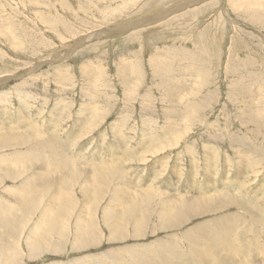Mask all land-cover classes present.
I'll list each match as a JSON object with an SVG mask.
<instances>
[{
    "label": "rangeland",
    "instance_id": "rangeland-1",
    "mask_svg": "<svg viewBox=\"0 0 264 264\" xmlns=\"http://www.w3.org/2000/svg\"><path fill=\"white\" fill-rule=\"evenodd\" d=\"M94 105L96 109H90ZM17 113H27L28 120L37 119L40 123L22 130L26 135L32 132L39 135L25 141L23 146L0 141V164H3L0 165V211L5 216L4 224L9 219L8 226L0 223V246L3 242L8 244L5 247L12 251L13 264H72L77 262L75 258L96 264L87 255L100 257L110 249L124 262L132 258L131 262L137 264L134 251L131 257L125 249L130 245H135L133 249L138 247V254L142 252L141 246L148 251L156 249L150 255L164 259L157 263L145 255L147 264L188 261L206 264L203 257H197L198 252L224 248L219 242L213 244L211 239L206 243L207 234L197 231L209 222L214 230L212 239L229 238L246 246L239 255L237 252L227 255L222 250L223 257L232 258L220 264L240 261L257 264L262 258L264 218L241 209V199L239 206L232 203L221 210L214 209L218 210L214 213L198 214L176 229L162 228L160 218L167 210L164 206L172 203L166 196L170 194L174 198L171 193H180L184 183L192 184L191 178L197 182L194 197L215 194L219 188L215 185L232 179L243 181L251 189L248 192L253 199L252 192L259 193L256 189L260 182L264 187V0H0V129L14 124ZM80 113L82 116L77 119ZM91 119L95 120L90 123ZM51 122L59 124L53 130L65 145H56L54 140L45 138L51 134L48 128ZM76 130H81V135L78 133L74 140ZM44 141H52V145L43 144L40 151L48 164L54 154H60L76 161L77 170L71 172V178L62 179L65 185H48L49 188L46 185L48 192L43 191L44 185L38 186V192L27 195L23 201L28 202L21 207L20 198L13 195H22L23 199L25 191L19 184L28 179L25 172L37 170V164L24 167L28 163L27 155L19 153H31L34 150L31 146H41ZM54 146V151H48ZM121 147L133 151L122 153ZM5 160L22 164L18 167L17 163L16 176H7L5 170L15 172V167L5 166ZM86 163H108L117 172L115 175L113 172L110 182L96 177V183L105 187V192L97 195L104 198L97 207L84 206L86 212L76 220L75 210L87 195L85 187L92 185L86 177L109 168L108 165L101 169L87 167ZM249 165H252L250 170ZM54 173L48 176L50 183L68 175ZM206 180L210 183L204 185ZM133 181L141 188H157L158 198H166V204L157 198L145 203L142 205L145 211L139 214L141 218L137 213L134 219L129 213L132 203L125 208L117 201L112 203L116 208L121 207L122 221L116 226L122 228L124 235L120 234V240H111L119 231L116 228L112 234V229L107 227L109 219L101 214H106L104 209L110 201L109 184L113 186L116 182V186L123 188ZM59 186L61 193L71 196L72 214L47 209L50 200L43 197ZM128 189L132 188L128 186ZM31 198H40L39 205H30ZM260 201L264 205V200ZM88 209L94 220L89 226L97 229V240L95 244L82 246L90 233L81 230L78 221L88 215ZM42 214H47L48 219L44 220ZM54 218L62 222L61 227H51ZM33 225L36 236L43 234L49 238L47 247H38L42 249L36 254L30 252L25 237L32 236L29 230ZM137 230L141 235L135 237ZM156 240L164 248L157 246ZM53 243L58 247L56 252L52 251L57 248ZM4 257L0 252V264H7Z\"/></svg>",
    "mask_w": 264,
    "mask_h": 264
},
{
    "label": "bare ground",
    "instance_id": "bare-ground-1",
    "mask_svg": "<svg viewBox=\"0 0 264 264\" xmlns=\"http://www.w3.org/2000/svg\"><path fill=\"white\" fill-rule=\"evenodd\" d=\"M97 33V32H96ZM240 50V49H239ZM68 97V96H67ZM55 98V97H54ZM10 99V98H9ZM27 99V98H26ZM29 100V99H28ZM183 102V101H182ZM26 103H28L26 100H25V106L28 108L29 106L26 105ZM57 103V102H56ZM59 103V102H58ZM82 104V103H81ZM86 106V105H85ZM255 106V105H254ZM95 107V108H94ZM59 108V106H58ZM89 109V108H88ZM90 109H96V106L94 105L93 107H91ZM89 109V110H90ZM174 109V108H173ZM178 110V109H177ZM13 111V110H12ZM92 111V110H91ZM59 116V115H57ZM82 116V113H80L78 116H77V119L78 117H81ZM89 117H91L89 115ZM28 118H30V115L27 114V113H22V114H19L17 113L16 116H14V124L12 125H5L3 127H1L0 129V141L1 143H5L7 141H10V142H18L20 144V146H23L26 144V142H29V141H32V137L36 138L37 134H35L34 132L30 133V135H26L27 132H22L25 131L27 126L28 127H33L36 123H40L39 120L37 119H32V120H28ZM83 118V117H82ZM58 119V123H59V117L57 118ZM76 119V120H77ZM87 119V118H86ZM63 120V119H62ZM90 120V119H89ZM95 119H91V122L92 123ZM81 122H82V119H81ZM168 122V121H167ZM58 123H55L53 124V122H51V124L49 125V129H51V134H49L48 136H45V138L49 139V140H54L56 145L57 144H60V145H65V142L61 141V136L58 137L57 134H55V130H53V126L56 127V125ZM83 123V122H82ZM78 124V123H77ZM147 124V123H146ZM59 126V124L57 125ZM62 126V125H61ZM57 128V127H56ZM84 128V127H83ZM155 128V127H154ZM39 129V128H38ZM79 129V128H78ZM152 130V129H151ZM49 131V130H48ZM77 131V130H76ZM160 131V130H159ZM57 132V131H56ZM80 131H77V132H74V136L72 137V139H76L78 135V133H80ZM83 132V131H82ZM89 133V132H88ZM66 134V133H65ZM64 135V133H63ZM81 135V133H80ZM214 135V134H213ZM150 136V135H149ZM150 137H153V136H150ZM21 138H27V139H21ZM74 139V140H75ZM145 139V138H144ZM152 139V138H151ZM23 140V142L21 141ZM244 140V139H243ZM3 141V142H2ZM5 141V142H4ZM21 141V142H20ZM26 141V142H25ZM142 141V140H141ZM150 141V139H149ZM158 141V140H157ZM39 142V141H38ZM52 142V141H51ZM51 142H46L44 141L42 143V145H35V146H31L30 148L34 149L35 150V153H33V151L31 153H28V154H24L25 155H22L23 153L20 152L19 155L21 156H26L27 155V158L26 160H28V163L27 164H24V167H27L29 165L31 166H36L37 164V170H31L28 171V172H25V176L26 174L28 175V179L27 177L25 179L24 182H21L19 184V188L22 189V191H25L23 193V199H22V195H13V194H10L11 196L13 195L14 197H18L20 198L21 200V204H26L27 202L26 201H23V200H26V197L27 195L30 196V194L32 192H34L35 190L37 191V187L44 185V187L47 185L50 186V185H57L58 184H61V185H65V183L62 182V179L64 178H71L73 173L71 172H74V170H77L76 168V161H71V159H68L66 157H63L61 156L60 154H54L51 158V160H49V162H51V164H48V162L45 161V157H44V154L41 153L40 151H42V146L43 144H51ZM192 142V141H191ZM36 143V142H35ZM54 143V144H55ZM115 143V142H114ZM117 143V142H116ZM119 143V142H118ZM143 143V141H142ZM125 144V143H124ZM145 144V143H144ZM52 145V144H51ZM50 145V147H51ZM118 145V144H117ZM149 145V144H148ZM39 146V147H38ZM67 146V145H66ZM142 146V145H141ZM118 147V146H117ZM123 147V146H122ZM121 147V148H122ZM125 147V146H124ZM148 147V146H147ZM21 148V147H20ZM28 148V147H27ZM130 148V147H129ZM183 148V147H182ZM127 149V148H126ZM124 148H122L121 152L123 153L126 152L127 154H131V152L133 151H128ZM132 149V148H131ZM140 149V148H139ZM144 149V147H143ZM143 149L141 148V150L143 151ZM146 149V148H145ZM150 149V148H148ZM146 149V150H148ZM187 149V148H186ZM28 150V149H27ZM55 150V146L53 148H50L48 149V151H54ZM208 150V149H206ZM212 151V149H210ZM24 151V150H23ZM140 151V150H138ZM137 151V152H138ZM190 151V150H189ZM188 151V152H189ZM207 152V151H206ZM117 153V152H116ZM120 153V152H119ZM135 153V152H134ZM140 153V152H139ZM139 153H137L139 155ZM191 153V152H190ZM211 153V152H210ZM136 154V155H137ZM144 154V153H143ZM241 154V153H240ZM12 155V154H11ZM124 155V154H122ZM126 155V154H125ZM148 154H146L147 156ZM192 155V154H191ZM213 155V154H212ZM15 156H18L16 154H14V157ZM20 156V157H21ZM61 156V157H60ZM144 156V155H143ZM207 156V154H206ZM214 156V155H213ZM13 157V156H12ZM74 157V156H73ZM124 157V156H123ZM126 157V156H125ZM140 157V156H139ZM162 157V156H161ZM164 157V156H163ZM135 158V156H134ZM208 158V156H207ZM210 158V156H209ZM18 159V158H17ZM123 159V158H122ZM160 158H158L159 160ZM185 159V158H184ZM206 159V157H205ZM212 159V158H211ZM119 160V159H118ZM131 160L130 158L128 159V161ZM154 160V159H153ZM161 160V159H160ZM163 160V159H162ZM164 160H166L164 158ZM204 160V159H203ZM126 161V160H125ZM157 161V159H156ZM156 161H154L153 163H155ZM176 161V160H175ZM174 161V162H175ZM179 161V160H178ZM207 161V160H206ZM118 162V161H117ZM121 162V161H120ZM119 162V163H120ZM160 162V161H159ZM162 163H164L163 161H161ZM18 163V167L19 165H22V164H19V161H7L5 160L4 161V164L5 166L6 165H11L12 167H15V172H11L8 168L5 170V173H7L8 177L9 176H13L16 174L19 173V170L17 169L16 165ZM129 163V162H128ZM126 163V164H128ZM160 163V164H162ZM213 163V162H212ZM77 164H80V163H77ZM112 164V163H111ZM118 164V163H117ZM130 164V163H129ZM192 164V163H191ZM206 164V163H205ZM0 165H3V164H0ZM83 165V164H81ZM79 165V166H81ZM87 167H95V166H99L98 168L101 169L102 167H109L110 164H106V163H100V164H89V163H86ZM85 165V166H86ZM115 165V163H114ZM164 165V164H163ZM176 165V164H175ZM194 165V164H193ZM113 166V164H112ZM125 166V165H124ZM196 166V165H194ZM193 166V167H194ZM71 167V169H70ZM123 167V166H122ZM129 167V165H128ZM176 167V166H175ZM248 167L249 170L252 169V165H249ZM196 168V167H195ZM238 168V167H237ZM254 168V167H253ZM14 169V168H13ZM98 169V170H99ZM124 169V168H123ZM132 169V168H131ZM173 169V168H171ZM179 169V168H178ZM205 169V168H204ZM217 169V168H216ZM48 170V172H47ZM121 170V169H120ZM130 170V168H129ZM139 170V169H138ZM177 170V169H176ZM62 171V172H61ZM103 172H101L100 170L98 172H95L94 173V176H88V172L85 174V176L87 175L88 177H86V179H89L92 183L91 186H87L85 187V191H86V194L87 195H84V197L81 198V202L80 205L77 207V209L75 210V219L78 220V218L81 216V214H83L84 212V209H82L84 206H93V207H97L100 202H102L103 198H104V195H97L99 192H105V187H104V184H97L95 179L97 176H101L104 178L105 181H108L110 182L113 176V172H114V175L115 173L117 172L115 168H111L109 167L108 169H104L102 170ZM131 171V170H130ZM136 171V170H135ZM141 171V170H140ZM192 172L194 170H191ZM198 171V170H197ZM217 171V170H216ZM215 171V172H216ZM241 171V170H240ZM257 171V170H256ZM52 172H56L54 174H57V172H59V174H64V172L68 173V175L64 174V176H61L59 178V180L56 182V183H50L49 180H48V176L50 173ZM123 172V171H122ZM126 172V171H125ZM142 172V171H141ZM230 172V171H229ZM131 173V172H130ZM196 173V172H195ZM220 173V172H219ZM218 173V174H219ZM244 173L246 174V172L244 171ZM249 173V171H248ZM21 174V173H20ZM52 174V175H54ZM84 174V173H82ZM124 174V173H123ZM132 174V173H131ZM135 174V173H134ZM194 174V173H193ZM217 174V175H218ZM226 174V173H225ZM51 175V176H52ZM224 175V173L222 174ZM235 175V174H234ZM50 176V177H51ZM119 176V175H118ZM134 176V175H132ZM188 176V175H187ZM186 176V178H187ZM230 176V175H229ZM137 177V176H136ZM193 177V176H191ZM218 177V176H217ZM221 177V176H220ZM74 178V177H73ZM135 178V177H134ZM215 178H216V175H215ZM116 179V178H115ZM133 179V178H132ZM228 179V178H227ZM230 179V178H229ZM263 177L260 179L262 180ZM98 180V179H97ZM119 180V179H118ZM126 180V179H125ZM186 180V179H185ZM192 180V184L190 185H185V183L182 185V190L180 193L178 194H173L171 193L174 198L169 194L168 196H166L168 199H171L172 203H168L166 204V198L164 199H159L158 196L159 195V190L153 186H149L148 188H141L139 186H135L134 185V181L133 182H130V185H126L124 184L125 187L128 188H132L131 190L128 189V191L126 190L127 188L125 187H118L116 186V182H115V185H111L109 184V187H111V192H109L108 194V197L110 199V201L108 202L107 207L104 209L106 211V214H103V212L101 213L103 215V217L108 218L109 220L106 222H108V228H111L112 229V234L115 233V230L116 228L118 229L119 232H116V234L114 236H112V239L111 240H118L119 238L122 239L121 237L124 235V232H122V228H119L118 226H116L117 224H120L121 221H122V218H120V208L121 207H117L116 208V205H112V203H116V201L118 202V204H122V207H124L125 205L127 206L128 204H133L134 206L130 208L129 210V213L131 214L130 215V218H132V216H134V219H137V213H138V216L141 212H144L145 211V207L142 206L143 204L145 203H152L153 201H156V198L161 200L163 205H165L164 207L167 208V210L162 214L161 218H160V223H161V226L162 228H165L166 230L168 228H171V227H176V226H181L182 223H185L187 222L189 219L193 218L194 216L198 215V214H201V213H209V212H217L218 210H221L222 208L224 207H227L229 205H234L232 203H236L238 205L239 203V199L243 200L242 201V204H241V209H243L244 211L248 212V213H251L253 215H257L259 214L262 218H264V205H262V202L260 201L261 199L264 200V187H263V183L260 182L257 189L256 190H259V193H256L257 191H253L252 193L255 195L253 199V197H250V193L248 191H251V189H247L248 187L245 186V184H243V181H239L240 182H236V180L233 181L232 180H229V181H224V182H221L219 185H215L214 187H218L216 189V192L215 194H204V195H201V196H192V193L195 189V186L197 184V182H195L194 178H191ZM248 181V180H247ZM263 181V180H262ZM46 182V183H45ZM100 182V181H99ZM186 182V181H185ZM105 183V182H104ZM210 183L209 180H206V182H204V185ZM217 183V182H216ZM122 184V183H121ZM120 184V185H121ZM202 185V184H201ZM202 185V186H204ZM56 187V186H55ZM62 188V186H59L56 188V191L54 192L52 190V193H47L46 197H43V198H48L50 200V204L47 203V209L48 210H53L54 209H57L56 210V213L57 212H62V211H65V212H68L69 214H72L73 211H74V206H72L73 204L70 203L71 200L69 197L71 196H66L64 193H61L59 188ZM43 188V187H42ZM41 188V189H42ZM49 188V187H48ZM51 188V187H50ZM185 188V189H184ZM108 189V188H107ZM5 190V189H4ZM44 192H48L50 190H47L46 187L45 189L43 190ZM262 191V195L260 194ZM8 192V191H7ZM38 192V191H37ZM164 193V191H163ZM162 193V194H163ZM83 194V193H82ZM190 194V195H189ZM243 194L246 195V197L243 196ZM28 196V197H29ZM179 196H183L182 199L180 200L179 199ZM107 197V196H106ZM213 197V199H211ZM42 198V199H43ZM238 198V199H237ZM32 199V203L30 205H35L38 203V200L40 198H38L36 200V198H31ZM41 199V200H42ZM158 200V201H159ZM1 201V200H0ZM30 201V200H29ZM160 201V202H161ZM92 202V203H91ZM58 203V204H57ZM157 203V202H156ZM39 205V204H37ZM19 206V207H20ZM22 206H25V205H22ZM21 206V207H22ZM135 206H136V209H135ZM239 206V205H238ZM104 207V206H103ZM130 207V206H129ZM14 208L16 210H18V207L17 205H14ZM14 208H11L12 210H14ZM45 208V207H44ZM87 208V207H86ZM91 208V207H90ZM125 208V207H124ZM159 208H163L162 206L159 207ZM158 208V209H159ZM218 209V210H214V209ZM250 208V209H249ZM157 209V208H155ZM164 209V208H163ZM162 209V210H163ZM240 209V210H241ZM10 210V209H9ZM47 210V211H48ZM46 211V210H44ZM43 211V212H44ZM160 211V210H159ZM158 211V212H159ZM64 212V213H65ZM148 212V211H147ZM211 212V213H212ZM242 212V211H241ZM5 213V212H4ZM49 213V212H48ZM157 213V211H156ZM160 213V212H159ZM162 213V212H161ZM35 214V213H34ZM87 216H85V218L83 220H80L78 221L79 224H80V229L85 231L86 229L88 230V232L90 233L89 234V237L90 238H87L85 241H83L82 243V246H85L86 244H95V241L97 240V236L95 235L97 232V229L93 228L92 226H89L90 224L93 223L92 219H91V215L92 213L90 212V210L88 209L87 211ZM157 216L158 213L156 214ZM203 215V214H202ZM238 215V214H237ZM41 216H43L44 220H47L48 219V215L47 214H42ZM55 216V215H54ZM73 216V215H72ZM94 216V215H93ZM153 216V215H152ZM4 215H3V210L1 209L0 211V223H3V220H4ZM15 217V216H14ZM22 217V216H21ZM24 217V216H23ZM65 217V216H64ZM68 216H66L67 218ZM96 217V216H95ZM140 217V216H139ZM143 217V216H142ZM42 218V217H41ZM47 218V219H46ZM141 218V217H140ZM146 218V216H144V219ZM157 218V217H156ZM226 218V217H225ZM233 218V217H232ZM40 219V218H38ZM68 219V218H67ZM88 219H90V221L88 222ZM214 220V219H213ZM38 221V220H37ZM50 221V220H49ZM52 221V220H51ZM158 221V220H157ZM218 221V220H217ZM217 221L215 222V224L217 223ZM242 221V220H241ZM264 221V220H263ZM19 222V221H18ZM28 222V221H27ZM132 222V221H131ZM137 222L141 223L139 220H137ZM243 222V221H242ZM60 223H62L58 218H54V223L51 225V227H56V229L58 227H61ZM222 224V222H220ZM4 224V223H3ZM43 224V223H42ZM65 224V223H64ZM78 224V223H77ZM123 224V223H122ZM219 224V223H218ZM225 224V223H224ZM5 226H8L9 225V219L6 218V222L4 224ZM30 225V224H29ZM48 224H46L47 226ZM135 225V223H134ZM220 225V224H219ZM79 226V225H78ZM77 226V227H78ZM131 226V225H130ZM140 226V225H139ZM224 228H225V225H223ZM17 227V225L15 226V228ZM40 227V226H39ZM45 227V226H44ZM43 227V228H44ZM64 227V226H63ZM74 227V226H73ZM76 227V226H75ZM74 227V228H75ZM76 227V228H77ZM134 227V226H133ZM136 227V226H135ZM219 227V226H218ZM7 228V227H6ZM11 228V227H10ZM49 228V227H48ZM97 228V227H96ZM177 228V227H176ZM175 228V229H176ZM222 230L224 229L223 227H220ZM238 228V227H237ZM40 229V228H39ZM47 229V227H46ZM46 229H45V233H46ZM50 229V228H49ZM136 229V228H135ZM249 229V228H248ZM7 230V229H6ZM5 230V231H6ZM36 230V226L33 225V228H31V230H29V232H31V235L32 236H28V235H25V237L27 238L26 242H28L29 244V248H30V252L36 254V253H39L40 252V249H38V247L40 246H44V247H47L46 245L49 244L48 240L49 238H46V235H39V236H36V233L35 232ZM225 230V229H224ZM53 231V230H52ZM62 231V230H61ZM174 231V230H173ZM197 231H202L204 234H207V238H205L204 240H208V239H211L210 241L213 243V244H216V242H219V244H222L224 246V248H222L221 250L217 249L216 251H210L208 252L207 249H203L202 252H198L197 253V257L201 258L203 257L202 261H204L206 264H220V262L222 261H225L229 258H232V257H228L227 255L230 254H234L237 252V254H241V253H244L245 252V244H242L241 242L239 243H235V241H232L233 239H229V238H226V239H222L223 237L219 238L218 235L217 237V240H215V238L212 239V233L214 232L210 222L209 223H206V227L205 226H201L199 227V229H197ZM7 232V231H6ZM49 233L51 232L50 230L48 231ZM55 232V231H54ZM139 230L136 231L137 234H135V237L141 235L138 234ZM22 233V232H21ZM57 233V232H56ZM63 233V232H62ZM61 233V234H62ZM65 233V232H64ZM159 233V232H158ZM201 233V232H200ZM199 233V235H200ZM216 233V232H215ZM223 233V232H221ZM231 233V232H230ZM48 234V233H47ZM51 234V233H50ZM122 236H121V235ZM228 234V232H227ZM234 234V233H233ZM38 235V234H37ZM43 235V236H42ZM85 235V234H84ZM198 235V234H197ZM2 236V235H1ZM51 236V235H50ZM54 236V235H53ZM64 236V234H63ZM201 236V235H200ZM204 236V235H203ZM201 236V237H203ZM215 236V234H214ZM233 236V235H232ZM10 237V236H9ZM201 237L198 236V238L200 239ZM225 237V236H224ZM227 237V235H226ZM53 238V237H52ZM57 238V236H56ZM60 236H59V239L58 241L60 240ZM204 238V237H203ZM2 239V238H1ZM119 239V240H120ZM156 239V238H155ZM154 239V240H155ZM54 240V239H53ZM65 240V239H64ZM237 241V240H236ZM52 242V241H51ZM50 242V243H51ZM63 242V241H62ZM151 242V241H150ZM203 242V241H202ZM247 242V240L245 241ZM9 243V242H8ZM80 241L77 242V244H79ZM146 243V242H145ZM155 243L157 244V246H160V248H164L163 244H160L158 240L155 241ZM201 243V242H200ZM207 243V241H206ZM2 244V243H1ZM7 246L8 244L5 243ZM5 244L3 242L2 246H0V252L3 254L4 257V260L5 262L4 263H7V264H13V257L11 256V250L7 249V247H5ZM203 244V243H202ZM53 245H55L57 247L56 244L53 243ZM10 246V245H9ZM50 246V245H49ZM59 246V245H58ZM169 246V245H168ZM218 246V244L216 245ZM78 247V246H77ZM135 247V245H130L128 248L125 247L126 250H128V252H130L131 254V257L136 254V260H138V263L136 261L137 264L142 263V264H147V262H145V255L147 256H150L154 261H156L157 263H162L164 261L163 258H160V260L156 259L153 255H150V253L152 252H156V249L155 250H152V251H148L149 249H147L145 246H141L140 248L142 249V252L141 253H137V248L136 249H133ZM171 247V246H170ZM201 247V245L199 246ZM219 247V246H218ZM14 248V247H13ZM60 248V247H59ZM203 248V247H202ZM58 247L57 248H52V251L55 252L57 251ZM45 250V249H43ZM47 250V249H46ZM158 250V249H157ZM222 250H225L226 254L225 257L222 256L223 253L220 254V252ZM251 250V249H250ZM42 251V250H41ZM133 251H134V254H133ZM160 251V250H159ZM260 251H263V256L262 258L260 259V261H258L257 264H264V249L260 250ZM258 251V252H260ZM15 252V251H14ZM120 252V251H119ZM170 252V251H169ZM31 253V254H32ZM146 253V254H145ZM167 253V252H166ZM247 253V252H246ZM262 252H260L261 254ZM11 254V255H10ZM108 255V256H107ZM163 255L165 256L166 254L163 253ZM224 255V254H223ZM262 255V254H261ZM29 256H30V253H29ZM33 256V255H32ZM99 255L97 254V256L95 257L93 254H90V255H87V257L89 258V261L91 260H96L97 263L96 264H117L119 263L118 260H121L119 264H135V263H132L131 261H134V259L132 258H128L125 262L123 261L122 257L119 256V254L115 251V250H108L107 252L105 253H101L100 254V257H98ZM139 256V257H138ZM246 256V255H245ZM250 256V255H249ZM15 258V257H14ZM159 258V257H157ZM237 258V257H236ZM253 258V257H252ZM16 259V258H15ZM247 259V258H246ZM245 259V260H246ZM166 260V259H165ZM237 261H239V259H236ZM15 261V260H14ZM74 261H77V262H71L72 264H87V263H83L81 260H78V259H74ZM249 261V260H248ZM21 262V261H20ZM128 262V263H126ZM17 263V262H16ZM19 263V262H18ZM198 262H194V261H188V262H183L181 264H197ZM247 263V262H245ZM252 263V262H251ZM251 263H248V264H251ZM52 264V263H51ZM62 264V263H61ZM65 264V263H64ZM95 264V263H94ZM165 264H170L169 262H166ZM202 264V262H201ZM237 264H244V262H238Z\"/></svg>",
    "mask_w": 264,
    "mask_h": 264
}]
</instances>
